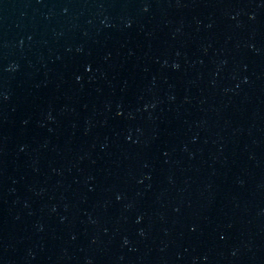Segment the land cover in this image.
Here are the masks:
<instances>
[{"label": "water", "instance_id": "obj_1", "mask_svg": "<svg viewBox=\"0 0 264 264\" xmlns=\"http://www.w3.org/2000/svg\"><path fill=\"white\" fill-rule=\"evenodd\" d=\"M0 264H264V0H0Z\"/></svg>", "mask_w": 264, "mask_h": 264}]
</instances>
